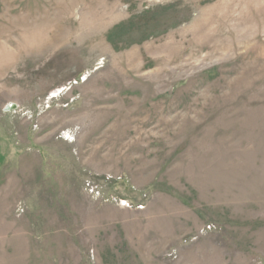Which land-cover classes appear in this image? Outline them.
<instances>
[{"label":"rangeland","instance_id":"374dc122","mask_svg":"<svg viewBox=\"0 0 264 264\" xmlns=\"http://www.w3.org/2000/svg\"><path fill=\"white\" fill-rule=\"evenodd\" d=\"M0 264H264V0H0Z\"/></svg>","mask_w":264,"mask_h":264},{"label":"water","instance_id":"95a60500","mask_svg":"<svg viewBox=\"0 0 264 264\" xmlns=\"http://www.w3.org/2000/svg\"><path fill=\"white\" fill-rule=\"evenodd\" d=\"M16 107V104H13V103H10L6 106V109H9V108H14Z\"/></svg>","mask_w":264,"mask_h":264}]
</instances>
